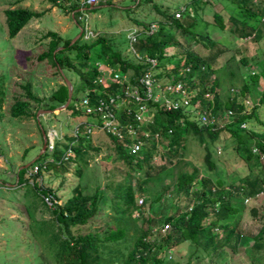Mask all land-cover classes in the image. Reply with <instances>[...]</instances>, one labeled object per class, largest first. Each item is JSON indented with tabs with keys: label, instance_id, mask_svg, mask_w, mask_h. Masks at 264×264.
Returning a JSON list of instances; mask_svg holds the SVG:
<instances>
[{
	"label": "trees",
	"instance_id": "1",
	"mask_svg": "<svg viewBox=\"0 0 264 264\" xmlns=\"http://www.w3.org/2000/svg\"><path fill=\"white\" fill-rule=\"evenodd\" d=\"M46 1L52 7L62 10L68 7L70 13L74 14L75 20L82 14V9L89 8L79 0ZM144 1L153 4L156 12L164 20L159 22L157 32L140 37L136 45L140 54L157 58L160 68L175 74L177 79L187 83L190 90H195L193 103L199 105V111H206L210 116L218 118L233 111L234 116L226 124L224 130H227L235 138L234 150L237 152L240 149L243 150V153L246 154L247 164L256 160V165H264L261 164L264 161H261L260 155L253 153L251 146L247 145L244 138L260 137L259 133L249 129L250 120L254 119L257 124L264 125L258 113L259 109L264 106V50L261 53L263 59L257 60L258 64H262L261 68L263 69L255 68L245 78L242 89L239 92L229 91L226 101L221 104V91L219 90L222 87L221 82L225 77L231 76L230 84H234L233 78L237 75L233 70H230L227 73L228 76H225L227 66L223 68L222 76L219 75L215 66L223 52L220 48L215 49L221 44H218L210 34H202L193 30L196 19L187 14L192 11L197 13L201 11L203 7L199 6V0H193L190 6L181 8L173 14L169 10L159 8V5L154 4L155 0ZM226 1L234 8L239 9L241 14L231 13L226 20L222 14L215 13L212 23L222 30L230 23L233 26L232 32L236 33L238 38L242 40L250 38L254 44H259L264 39V0ZM204 3H211V0H205ZM18 5L5 11L6 33L10 40L15 39L32 20L39 19L44 15V13L25 9ZM140 6L141 2L138 4V7ZM182 9H184L183 16L177 19L175 14ZM144 28L145 31L149 30L147 25H144ZM85 36L86 31L84 30L79 41L71 46V40H64L58 33L49 32L45 36L52 38L49 49L37 57L31 72L39 64L48 61L50 66L57 70L60 77L62 76L59 69H62L66 76L67 72L74 74L80 82L78 91H85L88 88H94L95 81L101 77L97 66L92 69L86 68L90 61L91 50L96 49L97 56L101 59L99 62L115 71L132 70L138 76L148 68V66L137 65L127 60L119 51L113 49L105 37H97L90 44H82L81 41ZM195 46H202L207 52L200 54L195 50ZM61 47L64 49L55 54L56 50ZM170 48L174 49V53L171 55L168 54ZM71 50L78 52L74 59L69 57L68 53ZM243 63L248 64L247 61H243ZM188 69H190L189 72H187ZM70 81L73 83L71 78ZM262 81L263 88L260 89L259 85ZM22 89L24 93L21 97L16 98L9 113L13 118L33 116L37 120V113L44 108L43 100L33 93L31 83L23 85ZM99 89L102 90V86ZM75 92L76 88H74L73 100L76 99ZM207 94H210L211 98H207ZM4 97L5 93L0 90V110ZM67 100L68 88L64 83L52 94V102L48 103L45 108L55 110L63 106ZM244 101H249L250 105L253 104L251 112L248 111L249 108ZM34 104L39 107L36 112L32 113ZM67 110L76 112L75 105L71 103ZM243 124L247 125L246 129L242 128ZM150 128L153 133H161L160 143L164 146V153H159L157 142L152 141L139 154L132 155L122 144L109 137L110 147L116 155L114 162L124 166L127 173L119 183L108 182L103 189L98 187L93 195L86 193L87 186L79 185L73 190L72 197L65 203L59 204L60 198L56 192L32 182L42 175V170L33 176L28 175V169L19 173L17 187L25 188L27 195L32 191L46 207L48 206L43 199L44 196L52 195L57 201L54 208H49L52 215L51 224L57 225L51 226V231H49L52 234L50 242L55 264H169L171 258L169 253L176 245L189 243L210 257L218 255L221 249L232 246L233 241V250L237 251L238 246L245 241V236L237 233L239 221L235 223V221L232 222V219L242 214L246 199H254L264 193V166L258 174L250 173L247 177L239 180L238 186L229 185L230 190L227 191V186L220 177L216 179L209 175L202 177L198 168L194 167L191 171L181 169L176 172L180 165H190L184 161L177 162L179 156L186 153V143L190 136H193L204 147L207 167L210 170L216 169L210 145L220 141L224 131L219 129L217 124L204 125L199 122L197 115L191 116L189 112L186 114L183 111L162 112L159 110L155 115L154 124ZM248 129L250 135L243 136L249 131ZM73 141L74 138L70 134L56 140L54 151L46 150L32 166L41 161L53 159L56 163L49 162L46 171L58 172L61 170L66 173L69 171V165L74 163L77 165V175L83 178L93 159L91 153L96 152L98 155L101 148H95L92 141L80 139L74 146V155L65 161L64 157ZM61 147L65 148L64 152H61ZM255 147L259 149L260 154L264 155V136L257 141ZM158 155H161L162 159H166L165 164L157 165L155 163ZM112 157V155H108L106 159L111 161ZM27 164L25 163V165ZM151 184L153 185L150 186ZM138 192L150 196L153 203L164 201V198L171 192L177 198H185L187 204L182 211L169 213L162 222L157 217L142 218V225L136 229L140 235L135 238L130 250L126 246L124 249L121 247L125 243L127 227L113 229L107 224L103 230H91L94 220L100 213V204L107 201L109 195H111L113 209L118 215L116 220L125 221L126 226L129 225L131 219L135 222L134 213L140 207L136 202ZM241 196L242 200L237 205L236 201ZM253 213L257 215V211L253 210ZM29 216H31L30 213ZM167 224L171 225L172 230L168 234L162 235L161 230ZM217 228L224 235L222 240L216 231ZM263 234L264 229L259 233L260 238L256 240L255 247L257 249L263 247V244L258 242ZM157 237L163 238L160 244Z\"/></svg>",
	"mask_w": 264,
	"mask_h": 264
},
{
	"label": "rangeland",
	"instance_id": "2",
	"mask_svg": "<svg viewBox=\"0 0 264 264\" xmlns=\"http://www.w3.org/2000/svg\"><path fill=\"white\" fill-rule=\"evenodd\" d=\"M192 1L155 0L154 4L173 14L181 8L190 6ZM203 1L205 2V0L198 1L199 6L203 7L199 13L192 11L187 14L196 19L193 30L202 34L208 33L218 44H221L215 49L220 48L223 52L215 66L219 75L222 76L223 68L226 66L225 76H228L227 73L230 70H233L237 75L233 78L234 84L231 83L232 85L230 84L231 76L225 77L221 82L220 103L223 104L228 92L234 90L239 92L245 78L255 68L263 69L261 68L262 64H258L257 60L263 59L261 53H263L264 46L262 41L256 45L250 39L238 38L236 33L232 32L233 26L230 23L224 30L212 23L215 13L222 14L227 20L231 13L240 15L239 9L234 8L226 0H211V3L208 4ZM140 2L141 6L138 7ZM17 4L19 7L44 13V15L39 19L32 20L15 39L10 40L6 33L5 11ZM96 7V10L86 11L77 16V20H75L74 14L70 13L68 7L63 10L52 7L46 0H0V90L5 93L0 110V264H55L50 242L52 234L49 231H51V226L57 225L51 224L52 215L49 212V207L44 206L32 191L27 195L25 188L17 187V173L25 163L33 162L40 155L44 146L43 131L48 136L56 131L62 139L71 133L78 118L70 110L59 114L41 113L39 124L33 116L13 118L9 113L16 98L21 97L24 93L23 85L32 84L33 93L43 100L44 108L42 110L48 111L45 107L52 102V94L64 84L63 78L57 74V70L50 66L48 61L39 64L31 72L37 57L49 49L52 38L45 36L49 32H55L61 35L64 40H71L72 44L80 36L81 30H85L86 36L81 41L82 44H90L97 37H105L114 50L119 51L127 60L133 62L135 57L130 48V34L135 29L143 32L144 25L150 29L149 26L152 23L160 25L159 22L164 20L156 12L153 4H148L144 0H98ZM195 50L200 54L207 52L202 46H195ZM77 53L76 50H71L68 54L70 58L74 59ZM173 53L174 49L170 48L169 55ZM90 54V61L86 66L88 69L94 68L101 61L97 56L96 49L91 50ZM243 61H247L248 64H244ZM165 71L167 72V70ZM67 76L69 80L70 78L73 80L74 88H76V99L72 101V104L75 105L85 95L87 89L78 91L77 88L80 84L78 78L69 72H67ZM259 86L260 89L263 88V81ZM38 107L34 104L32 113L36 112ZM248 108V111L251 112L253 104ZM258 113L264 122V106L259 109ZM231 120L230 118L222 119L218 128L224 130L226 124ZM248 127L260 135V137H244L247 145L253 149L262 135L264 136V125L257 124L252 119ZM250 130L243 136L250 135ZM96 137L93 138L92 145L95 148H101V152L98 155L96 152L91 153L93 159L83 178L77 175V165L72 163L66 173L61 170L58 172L43 171L42 175L32 182L56 192L60 198L59 204L65 203L72 197L73 190L79 185L87 186L86 193L93 195L98 187L103 189L108 182L119 183L127 173L126 168L115 164L116 155L110 147L111 141L108 137L103 134L99 136L100 138ZM235 145V138L227 130H224L221 140L210 145L213 160L216 163V169L210 170L205 162L204 147L193 136H190L186 143V153L181 154L177 160V162L184 161L190 165L182 164L176 169V172L181 169L191 171L195 167L200 170L202 177L206 175L215 179L220 177L227 187L232 184L238 186L239 180L247 177L250 173L258 174L264 165H256V160L247 164L246 154L241 149L239 152L235 151ZM64 149L61 147V152H64ZM108 155L113 156L111 161L106 159ZM165 162L166 159L160 157L155 160L157 165L165 164ZM261 164L264 163L261 162ZM31 172L30 166L28 175ZM110 196L107 201L100 204V213L94 220L91 230H103L107 224L113 229L127 227L125 243L121 247L124 249L126 246L128 250L132 249L135 238L140 235L136 229L142 225V218L157 217L162 222L169 213H178L187 204L185 198H177L171 192L164 198V201L159 203H153L150 196L138 192L136 202L140 207L134 213L136 223L131 219L129 225L126 226L125 221L116 220L118 215L113 209ZM140 199L145 200L144 205H139ZM240 200H242V196L236 201L237 205ZM244 207L242 214L232 219V222L235 221V223L239 221L237 233L245 236V241L238 246L237 251L233 250V241L232 246L221 249L218 255L207 257L201 249H196V246L183 243L173 247L169 253L171 256L169 264H188L189 262L190 264H264V234L258 240L263 244V247L260 249L255 247L256 240L260 238L259 233L264 229V194L245 202ZM253 210L257 211V215L253 213ZM218 233L222 240L224 235L220 230ZM161 234L165 235L166 233L161 232ZM157 239L160 244L163 238L157 237Z\"/></svg>",
	"mask_w": 264,
	"mask_h": 264
},
{
	"label": "built area",
	"instance_id": "3",
	"mask_svg": "<svg viewBox=\"0 0 264 264\" xmlns=\"http://www.w3.org/2000/svg\"><path fill=\"white\" fill-rule=\"evenodd\" d=\"M79 1L89 7L98 4V0ZM183 11L184 9L177 12L175 17L182 18ZM158 29L159 24L153 23L148 31L141 32V30L135 29L130 34V48L135 57L134 63L148 66L138 76L132 70L115 71L105 64L97 65L101 77L95 81V87L88 88L85 95L75 104L77 114L74 111L73 113L76 114L78 121L70 133L74 141L64 157L65 161L74 155V146L80 139L93 142V138L99 134L115 139L132 155L139 154L144 147L150 145L152 141H156L159 153L163 154L164 146L160 143L162 135L153 133L150 128L154 124L155 115L159 110L162 112L183 111L186 114L189 112L191 116L197 115L199 122L204 125H218L222 119H231L234 116L233 111H229L219 118L210 116L206 111H199V105L193 103L195 90H190L187 83L177 79L175 74L160 68L157 58L140 54L138 46H136L140 37L152 35ZM262 43L264 46V39ZM189 71L190 69L187 70V72ZM100 86H102V90L99 89ZM206 97L211 98V95L207 94ZM244 103L247 106L250 105L249 101H244ZM242 128L246 129L247 125L243 124ZM56 139L61 138L56 131H53L49 135L47 144L49 152L54 151ZM252 151L254 154L260 155L261 160L264 161V155L260 154L257 147H254ZM158 157L161 158V155ZM49 162L55 161L50 159L41 161L34 166L31 165L30 176L39 174L41 170L42 172L46 171ZM226 189L230 190L228 187ZM43 198L49 208H54L57 204L52 195ZM249 200L251 199H246L245 202ZM144 204L145 200L140 199L139 205ZM170 230L171 225L167 224L161 232L168 234ZM216 231H219L218 228Z\"/></svg>",
	"mask_w": 264,
	"mask_h": 264
},
{
	"label": "water",
	"instance_id": "4",
	"mask_svg": "<svg viewBox=\"0 0 264 264\" xmlns=\"http://www.w3.org/2000/svg\"><path fill=\"white\" fill-rule=\"evenodd\" d=\"M89 9L90 10H96L97 9V7L96 6H90L89 7ZM83 30H81V34H80V36L77 38V39H75L74 41H73V43L72 44H70L71 46L72 45H74L81 37H82V35H83ZM64 48L63 47H61V48H59V49H57L56 50V52H55V54L57 53V52H59V51H61V50H63ZM60 70V74H61V76H62V78H63V80H64V83H65V85L67 86V88H68V100H67V102L63 105V106H61V107H59V108H57V109H55V110H48V111H44V110H40L39 112H38V114H37V121H38V123L40 124V114L41 113H48V114H59V113H61V112H63V111H66L68 108H69V106L71 105V103H72V100H73V96H74V85H73V83L66 77V75H65V73L63 72V70L62 69H59ZM43 141H44V146H43V149L41 150V152H40V155L33 161V162H31V163H28L27 165H25V166H22L20 169H19V171H18V173H17V175H19V173L22 171V170H26V169H28L32 164H34L44 153H45V151L47 150V144H48V142H49V136L45 133V131H43ZM19 181V178L17 179V182Z\"/></svg>",
	"mask_w": 264,
	"mask_h": 264
},
{
	"label": "crops",
	"instance_id": "5",
	"mask_svg": "<svg viewBox=\"0 0 264 264\" xmlns=\"http://www.w3.org/2000/svg\"><path fill=\"white\" fill-rule=\"evenodd\" d=\"M86 11H92V10H90L89 8H88V9H82V10H81L82 13H85ZM156 22H158V21H156ZM133 62H134V61H133ZM99 63H100V62H98L97 65H98ZM97 65H96V66H97ZM247 107H248V106H247ZM258 131H259V130H258ZM261 132H262V130H261ZM100 135H101V134H99L97 137H99ZM261 135H262V134H261ZM97 137H96V138H97ZM262 137H263V135H262ZM262 137H261V139H262ZM99 138H100V137H99ZM99 140H100V139H99ZM263 194H264V193H263ZM260 195H261V194H260ZM61 204H63V203H61Z\"/></svg>",
	"mask_w": 264,
	"mask_h": 264
}]
</instances>
